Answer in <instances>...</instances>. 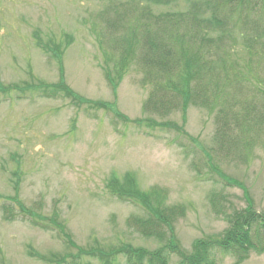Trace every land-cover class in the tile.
Masks as SVG:
<instances>
[{
    "label": "rangeland",
    "instance_id": "rangeland-1",
    "mask_svg": "<svg viewBox=\"0 0 264 264\" xmlns=\"http://www.w3.org/2000/svg\"><path fill=\"white\" fill-rule=\"evenodd\" d=\"M126 2L0 0V264H56L75 251L63 236L33 227L18 213L17 201L31 215L58 214L78 247L129 243L165 251L167 239L146 238L131 225L142 210L109 195L108 179L126 173L142 191L163 190L166 206L184 208L172 230L185 253L195 241L220 238L236 213L248 207L264 212V148L256 145L240 162L219 159L214 117L199 107H189L185 116L175 111L154 118L182 126L190 138L132 123L147 118L142 107L149 88L142 84V72L130 67L121 79L114 78L113 89L105 76L113 67L104 63L97 41L103 31L99 15ZM153 10L186 6L179 1ZM245 59L238 39L231 60L242 66ZM51 85H65L72 97L60 90L44 98ZM167 257V264H178L179 257ZM214 258L217 264H235L219 251ZM118 261L126 264L123 257ZM239 264H264V253L251 252Z\"/></svg>",
    "mask_w": 264,
    "mask_h": 264
},
{
    "label": "trees",
    "instance_id": "trees-1",
    "mask_svg": "<svg viewBox=\"0 0 264 264\" xmlns=\"http://www.w3.org/2000/svg\"><path fill=\"white\" fill-rule=\"evenodd\" d=\"M179 1L186 10H159L176 6ZM153 7L159 12L155 13ZM99 20L103 31L97 35L98 45L104 63L113 67L111 71L105 69L109 84L115 89L114 78L121 79L130 67H136L143 74L142 84L149 88L142 107L147 118L132 122L137 127L173 130L188 138L182 126L154 118L162 120L175 111L185 116L193 106L214 117L213 140L219 159L240 162L256 145L264 148V80L259 77L264 75V0H128L108 7ZM238 39L246 53L242 66L231 60ZM67 89L65 85L47 86L43 96L55 97L62 90L72 97ZM210 172L224 177L212 169ZM105 186L110 196L142 210L141 218H132L131 225L146 238L167 239L165 251L148 252L129 243L111 248L98 244L78 247L65 234L58 214H28L20 201L15 207L33 227L54 231L64 237L67 248H74V253L63 254L56 264H90L89 260L119 264L120 257L126 264H167L168 253L179 257L178 264H217L214 251L239 264L251 252L264 253V212L248 207L236 213L220 238L195 241L191 252L185 253L175 242L172 230V223L184 215V208L166 206L163 190L154 187L142 191L130 173L121 179L112 176Z\"/></svg>",
    "mask_w": 264,
    "mask_h": 264
}]
</instances>
